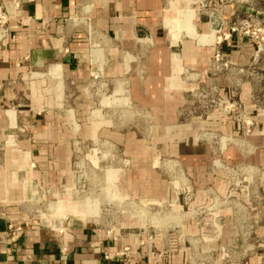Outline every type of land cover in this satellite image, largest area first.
I'll use <instances>...</instances> for the list:
<instances>
[{
    "label": "rangeland",
    "instance_id": "rangeland-1",
    "mask_svg": "<svg viewBox=\"0 0 264 264\" xmlns=\"http://www.w3.org/2000/svg\"><path fill=\"white\" fill-rule=\"evenodd\" d=\"M173 8L177 15L165 18L172 42L181 31L213 38L196 33L193 9ZM252 39L258 51L245 56L237 77L253 86L241 100L240 88L202 85L182 69L170 76L181 81L184 100L169 102L173 90L159 95L163 80L149 81L145 45L129 51L128 66L127 53L114 55L122 79L106 81L102 62L91 88L97 101L60 102L71 130L66 165L29 169L32 182L15 190L18 220L57 231L85 222L141 241L128 258L135 264H250L257 256L252 264H264V40ZM219 62L232 82L228 60ZM22 161H13L14 175L25 170ZM26 187L32 193L20 197Z\"/></svg>",
    "mask_w": 264,
    "mask_h": 264
},
{
    "label": "crops",
    "instance_id": "crops-1",
    "mask_svg": "<svg viewBox=\"0 0 264 264\" xmlns=\"http://www.w3.org/2000/svg\"><path fill=\"white\" fill-rule=\"evenodd\" d=\"M3 1L8 22L0 38V264H127L141 241L85 222L69 224L60 233L42 222L17 218L15 190L32 182L29 169L66 165L71 130L60 102L66 98L76 108L93 104L97 97L91 88L97 79L92 73L101 74L103 62L106 81L122 79L123 64L114 55L127 53L121 58L127 65L129 51H143L144 45L149 81L163 80L155 91L159 95L166 86L173 90L169 102L184 100L181 81L170 76L182 69L191 79L197 75L202 85L240 88L241 100L253 84L237 74L245 56L258 48L251 36L230 27L246 19L264 34V0H21L18 7ZM173 7L193 9L196 33H213V38L199 41L181 31L172 42L165 18L177 15ZM216 55L219 60L213 61ZM260 55L258 69L264 71V52ZM222 59L229 62L232 82L221 72L226 68ZM193 81L189 84H196ZM61 87L72 89V94H57ZM18 157L25 170L14 175ZM30 193L26 187L20 197ZM10 222L22 226L15 240L9 238ZM257 261L258 256L251 258L250 264Z\"/></svg>",
    "mask_w": 264,
    "mask_h": 264
},
{
    "label": "built area",
    "instance_id": "built-area-1",
    "mask_svg": "<svg viewBox=\"0 0 264 264\" xmlns=\"http://www.w3.org/2000/svg\"><path fill=\"white\" fill-rule=\"evenodd\" d=\"M7 1H9L13 5V7H18L20 6L21 3V0H7ZM7 22H8V16L5 9V3L3 0H0V38L4 37L6 34ZM230 31H240L244 34L254 37V39L264 40V34L262 30L259 27H257L254 23H252L250 20L245 19L241 21L240 24L232 25L230 27ZM92 76L94 79H99L100 74H98V70L94 71L92 73ZM21 232H22V226L20 224H13L12 222L8 224V234L10 239L12 240L17 239L21 234ZM59 232L62 233L63 230H59ZM127 264H135V263L128 262Z\"/></svg>",
    "mask_w": 264,
    "mask_h": 264
}]
</instances>
